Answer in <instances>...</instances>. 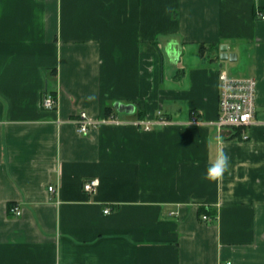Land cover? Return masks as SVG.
Returning <instances> with one entry per match:
<instances>
[{
    "label": "crops",
    "instance_id": "obj_1",
    "mask_svg": "<svg viewBox=\"0 0 264 264\" xmlns=\"http://www.w3.org/2000/svg\"><path fill=\"white\" fill-rule=\"evenodd\" d=\"M262 15L264 0H0V264H264ZM222 70L256 79L255 123L217 128ZM81 111L100 120L88 133Z\"/></svg>",
    "mask_w": 264,
    "mask_h": 264
},
{
    "label": "built area",
    "instance_id": "obj_2",
    "mask_svg": "<svg viewBox=\"0 0 264 264\" xmlns=\"http://www.w3.org/2000/svg\"><path fill=\"white\" fill-rule=\"evenodd\" d=\"M264 18V15H262ZM257 92V81L253 77H230L226 71L220 72V100L219 116L215 124L219 130L229 127L244 128L256 122L255 100ZM58 98L54 92L45 93L42 106L44 109L52 110L57 107ZM195 120V119H194ZM77 128L80 133H88L100 120L91 117L86 111H81L76 119ZM149 128V125L147 126ZM242 139L246 140L249 135L242 130ZM98 186V179H91L84 183L83 188L87 192H95ZM54 191V185L49 186ZM108 211V209H106ZM9 212L14 215H21L22 209L18 205H11ZM205 220L209 219L206 214L202 215ZM225 264H231V261Z\"/></svg>",
    "mask_w": 264,
    "mask_h": 264
},
{
    "label": "clouds",
    "instance_id": "obj_3",
    "mask_svg": "<svg viewBox=\"0 0 264 264\" xmlns=\"http://www.w3.org/2000/svg\"><path fill=\"white\" fill-rule=\"evenodd\" d=\"M228 163V156L223 150H220L215 162L207 168L204 178L209 181H215L221 178L228 168Z\"/></svg>",
    "mask_w": 264,
    "mask_h": 264
},
{
    "label": "water",
    "instance_id": "obj_4",
    "mask_svg": "<svg viewBox=\"0 0 264 264\" xmlns=\"http://www.w3.org/2000/svg\"><path fill=\"white\" fill-rule=\"evenodd\" d=\"M221 50V58L222 60H226V59H232L233 55L228 53V47L227 45H224L220 48Z\"/></svg>",
    "mask_w": 264,
    "mask_h": 264
},
{
    "label": "rangeland",
    "instance_id": "obj_5",
    "mask_svg": "<svg viewBox=\"0 0 264 264\" xmlns=\"http://www.w3.org/2000/svg\"><path fill=\"white\" fill-rule=\"evenodd\" d=\"M226 61H227V60H226ZM226 61H225V62H226Z\"/></svg>",
    "mask_w": 264,
    "mask_h": 264
}]
</instances>
